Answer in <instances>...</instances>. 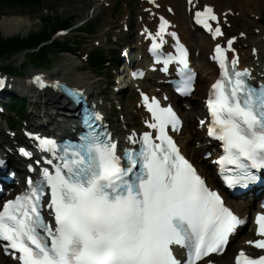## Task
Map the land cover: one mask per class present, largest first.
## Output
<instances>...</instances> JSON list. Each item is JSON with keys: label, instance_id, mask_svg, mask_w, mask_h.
I'll list each match as a JSON object with an SVG mask.
<instances>
[{"label": "snow or ice", "instance_id": "obj_1", "mask_svg": "<svg viewBox=\"0 0 264 264\" xmlns=\"http://www.w3.org/2000/svg\"><path fill=\"white\" fill-rule=\"evenodd\" d=\"M195 15L197 23L213 31L209 21L217 17L211 7ZM160 19L153 49L160 47L162 33L167 31L168 21ZM213 35H223L219 26ZM156 58L163 60L165 70L172 61L182 66L177 91L190 93L193 74L188 69L187 49L177 40V55ZM213 58L220 64L221 79L212 85L207 101L212 118L208 135L222 142L224 154L217 163L225 182L247 184L257 179L252 169H264V86L248 85L247 70L234 69L235 58L229 71L219 44ZM35 79L44 86L39 76ZM141 95L151 113L146 123L156 130L155 138L145 132L140 150L126 149L123 157L115 142L94 130L82 137V143L66 146L61 165L43 173L51 190L49 201L42 200V183L34 186L29 180L27 192L4 203L0 241L5 242V252L21 264H197L210 253L225 250L243 221L225 206L168 135L169 125L176 129L180 124L171 106L162 107L155 97ZM92 115L101 119L99 113ZM40 147L56 154L54 140L40 139ZM44 207L51 210L54 223L46 219ZM256 224L261 239L247 243L264 249V214H257ZM177 247L183 254H177ZM235 261L264 264V255L252 257L241 249Z\"/></svg>", "mask_w": 264, "mask_h": 264}, {"label": "bare ground", "instance_id": "obj_2", "mask_svg": "<svg viewBox=\"0 0 264 264\" xmlns=\"http://www.w3.org/2000/svg\"><path fill=\"white\" fill-rule=\"evenodd\" d=\"M63 1L66 4L71 5V6H78V5H80L84 9L91 8L92 5L95 4V2H96V0H63ZM230 1H232V0H230ZM233 2L235 3V5L238 4L241 7H247L250 3H251V5L252 4H256L253 0H237V3H236L235 0H233L232 3ZM234 3L232 4L233 6H234ZM17 5L18 4L13 5V6H17ZM229 10L231 12L235 13V14H238L237 10L234 7H232V6L229 7ZM101 13H103V10L96 9L95 15L101 14ZM42 16H43V14H42ZM38 22H40L42 24L41 27H40V30H38V31H42L46 27V25L43 26L44 23H45L43 19L38 18V19H35L34 22H32L31 20L21 18L20 16L17 17L16 15L12 14V15H9V16H3L0 19V28H2V29L5 30V32L7 33V36H11L12 34H15V33L19 32L20 30H22L24 26L27 27V29H30V27L33 24H37ZM180 29L182 30L181 27H180ZM182 32H183V30H182ZM184 32H183V34H184ZM191 37H192V34H190V36H189V39L190 40L192 39ZM200 45L202 47H206V44L203 43V42H201ZM259 54H260V57L262 59H264V53L263 52L262 53L260 52ZM23 58L26 59L25 57H23ZM250 58H251V55L245 56V59H248L249 60ZM58 66H59L58 73H63V72L68 73L69 79L66 78V80H68L69 82H72L73 84H76V85L80 86L81 88H86L88 90H90V89L93 90L94 85H95V82L92 81L93 80L92 79V73L91 72H88V71H85L84 74H86L87 76H83L82 74L79 75L77 73V71L79 70V66H81V65H79V61H77V59L75 57L64 58V60L62 61V63H60ZM207 73H208V69L205 68L203 74L204 75H207ZM206 78H207V76H206ZM205 79L202 76L201 80H199V84H198L199 89H202L203 87H205V85H206V83H205L206 80ZM59 104H62V103H59ZM195 112L198 115L201 114L200 101H196ZM118 129H121V128H118ZM188 130L190 131V136L191 137H195V136H198L199 135V132L196 131V130H194L193 125L192 126H189L188 127ZM184 143H185V145H184L185 151L190 153L192 151L189 148L190 146H192L191 143L189 141H188V143L187 142H184ZM194 158L196 160L201 161L202 163H204L201 159H199V153L198 152H195ZM207 171H208V174H211V171L210 170H207ZM259 171H260V169L259 170H256V173L258 174ZM244 241L245 240H243V242ZM243 242H241L239 245L236 246L237 249H238V246H240L241 244H243ZM236 250L234 251V253L236 252ZM232 258L233 257H231V260H232ZM227 260H228V255H223V257H218L217 258V261L220 262V263L227 262ZM1 261H3V260H1ZM7 262L9 264H12V262L9 261V260H6L5 261V263H7Z\"/></svg>", "mask_w": 264, "mask_h": 264}, {"label": "rangeland", "instance_id": "obj_3", "mask_svg": "<svg viewBox=\"0 0 264 264\" xmlns=\"http://www.w3.org/2000/svg\"><path fill=\"white\" fill-rule=\"evenodd\" d=\"M173 1L178 3L179 0H173ZM181 1L183 4L184 3L183 0H180L179 4L181 3ZM253 1L256 4L251 5V3H250L247 7H241L238 4H236V7L245 14L247 13L248 10H255V11H258L259 13H263L264 12V0H253ZM217 2L219 3L220 1L218 0ZM230 2H231L230 0H226L224 4H230ZM48 5H50L51 8H56V7L61 6L66 11L68 9H76V7H73L71 5L66 4L63 0H43L41 5H34V6H28V7H18V6L12 5L13 7L12 6L11 7H5L3 10L0 9V19L3 16H9V15L14 14L17 17L20 16L21 18L28 19V20H31L32 22H34L35 19L41 18L42 9L44 7H47ZM110 16L111 15L107 14L106 20H108V18ZM97 18H101V17H97ZM251 22H253V20L247 16L245 19L242 18L240 20H237L236 25H237L238 29L250 31L253 27L256 26V24H252ZM243 23L245 25H243ZM41 25L42 24L40 22H38L37 24H33L30 27V29H27V27L24 26L22 30H20L19 32L15 33V34H17V35H25L26 34L25 36H27L29 33H32L34 31L37 32L38 30H40ZM96 31L97 30L95 29V32ZM15 34H12L11 36H7V33L5 32V30L0 28V36H4L6 38H9V37L14 36ZM25 53H27V52H25ZM50 53H51L50 59L52 61L54 60L53 61L54 67H57L60 63H62L64 58L74 57V55L69 54V52H66V51H61V52L57 53V51L52 50V51H50ZM29 56H30L29 54L24 55L21 53V54H18L16 56H13L11 59L16 60V63L20 64L21 62H23L25 60L24 58L22 59V57H25L26 59H28V58H30ZM5 59H8V58H5ZM77 61H78V59H77ZM77 73L79 75L82 74L83 76H87L86 74H84L85 73L84 71H82V72L77 71ZM92 79H93L92 80L93 82H96V80H97L94 76L92 77Z\"/></svg>", "mask_w": 264, "mask_h": 264}, {"label": "trees", "instance_id": "obj_4", "mask_svg": "<svg viewBox=\"0 0 264 264\" xmlns=\"http://www.w3.org/2000/svg\"><path fill=\"white\" fill-rule=\"evenodd\" d=\"M29 2H32V1H29ZM5 4L11 5V6H12V4H14V5L21 4L23 7L24 5L27 4V2L19 3L18 0H0V7L1 8ZM32 39L35 40L36 37L34 36V37H32ZM32 39L22 40L19 37H16V38L6 40V41L0 40V57H5L7 55H11L13 53L20 52L23 50V48L25 46H28V45H30L29 47H31L32 42H33ZM40 61L43 62L44 58L40 57Z\"/></svg>", "mask_w": 264, "mask_h": 264}]
</instances>
